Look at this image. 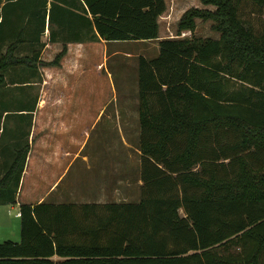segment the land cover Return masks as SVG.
I'll list each match as a JSON object with an SVG mask.
<instances>
[{
  "label": "trees",
  "instance_id": "obj_1",
  "mask_svg": "<svg viewBox=\"0 0 264 264\" xmlns=\"http://www.w3.org/2000/svg\"><path fill=\"white\" fill-rule=\"evenodd\" d=\"M200 1L156 57H139V199L23 202L21 239L0 242V264H264V20L243 12L251 3L264 15V0ZM166 9V0H0V84L9 68L60 65L70 42L159 38ZM198 20L219 37L196 35ZM47 29L62 42L50 61ZM25 43L31 53H20ZM28 150L0 178L12 193L3 204L17 203Z\"/></svg>",
  "mask_w": 264,
  "mask_h": 264
},
{
  "label": "crops",
  "instance_id": "obj_2",
  "mask_svg": "<svg viewBox=\"0 0 264 264\" xmlns=\"http://www.w3.org/2000/svg\"><path fill=\"white\" fill-rule=\"evenodd\" d=\"M79 4L85 6V0H79ZM166 11L159 17L160 37L152 39L157 45L160 39L167 37L162 30V18ZM184 35L189 36L191 32L186 31ZM137 41L147 40L70 42L68 52L58 66H41L30 78L22 67L6 70L5 83H2L4 87L0 89V133L6 132V127L4 130L2 128L4 120L6 123L9 117H14L21 122H15L12 126L21 128L19 133L29 144L15 204H37L42 201L112 203L139 198L136 191L140 190L143 183L140 163L134 161L131 153L119 150L115 140L119 137V131L114 128L121 125L120 121L123 125L131 124V121L140 125L138 105L130 102L119 104L120 92L127 94V83L122 75L121 87V74L118 79L114 78L112 70L115 68V55L122 50L107 46L109 43ZM48 45L57 47L59 51L62 42ZM89 45L101 47L93 54L96 57L101 53L96 60H90L88 54L84 56ZM124 53L127 60L132 57L129 49L125 48ZM89 62L93 66L99 64L95 69L94 84L88 82L92 80L87 72ZM137 85L135 79L133 87L136 92ZM105 95L111 96L106 102ZM98 126L104 127L100 143L95 132ZM93 137L96 140L95 147L90 145ZM9 143L13 145L15 139ZM20 149L15 147V157Z\"/></svg>",
  "mask_w": 264,
  "mask_h": 264
},
{
  "label": "rangeland",
  "instance_id": "obj_3",
  "mask_svg": "<svg viewBox=\"0 0 264 264\" xmlns=\"http://www.w3.org/2000/svg\"><path fill=\"white\" fill-rule=\"evenodd\" d=\"M167 5L168 8L165 13V17L162 18V30L163 32H166L167 37L178 36L177 23L178 20L180 19V16L182 15L181 13H183L186 9L192 6H204L200 0H167ZM208 7L213 8V6H208ZM243 12L246 18L256 21L255 23H257V20H264V15H261L259 17V11L255 9V7L251 3H246L243 5ZM167 19L168 22H166ZM212 23H213L212 20H208V21L198 20V26L195 34L203 37H207V36L219 37L220 33L212 28ZM48 36H49V30L47 29L46 33L43 35V39L46 44L42 50L41 57L43 60L54 59L55 55L62 48V45H59V51H58L56 49L57 47L48 45L49 43H52L49 41ZM182 36H185L184 33L182 34ZM125 44H129V45H125ZM125 44L123 43L107 44V46L110 48H118L119 50H122V51H118V54L115 55L116 60L115 62H113L115 68L114 70H112L114 78L118 79L119 74H121V87L123 86V77L125 78V81L127 83V89H126L127 94L123 95L120 92V95L118 97V102L120 105L127 102L138 105V103H136L139 101L138 91L137 92L135 91L133 84L135 82V79H136V83H138V79H139V57L142 54H144L147 58L156 57L159 54V45H157L156 42L152 39L144 42L137 41L134 43H125ZM31 48H32L31 45L25 43L19 48V50L20 53L28 54L31 53ZM125 48L129 49L132 52V57L128 58V60L125 56L126 54L124 53ZM5 49L6 46H3L2 51H4ZM100 49H101L100 46L95 47V45H89L86 47L84 51V56L86 57V54H88L90 55V60H96L101 55V53L98 54L96 57L93 54L99 51ZM98 65L99 64L93 66L92 63L90 62L87 64V72L89 76L91 75L92 77V80H88V82L92 81L93 84L95 83L96 78L94 77V73L96 74L95 69L98 67ZM39 67L41 68V66ZM39 67L36 69V71H39ZM24 73H26V76L30 78L31 72L29 70H24ZM3 87L4 85L0 84V89ZM91 87L93 88V86ZM137 89L139 90L138 85H137ZM90 90L91 92H93L92 89ZM110 97L111 96L107 97L105 95L104 102L108 101V98ZM7 102L18 103L20 101L8 100ZM0 103H1V99H0ZM1 106L2 104H0V107ZM119 115L121 117V112ZM15 122H21V121L15 119L14 117H9L7 122L5 123L4 120L2 124L3 130L6 127L5 129L6 132L0 133V178L3 177V175L6 173L7 169L10 167L11 163L15 159V152H14L15 147L16 149L18 148L22 149L27 145V141L26 142L24 141V136L19 133L21 128H15L12 126ZM120 124L121 125L114 127L117 131H119V137L115 138L117 144L119 145V150L121 151L126 150L127 152L131 153L134 156V161H136L137 163H141V151L138 147V141H139L138 132H140V125H138L136 121H131V124H125V125H123L122 121H120ZM95 132H97V142L100 143L102 141L101 139L104 132V127L98 126ZM13 138L15 139V143L11 145L9 142ZM123 143H125V145ZM90 145L91 147L96 146V140L94 139V137L92 138ZM6 150L9 151L7 152ZM3 155H5L4 158ZM73 176L74 174H72L71 178H73ZM136 193L140 197V190H137ZM4 194L0 191V242L9 239L14 241H19L21 238V224H20V218L18 217V209H20V205L19 204L17 205L15 203L3 204L1 197L8 198L12 193L10 190H6L4 191ZM18 197H19V193L17 194V198ZM138 199L139 198L135 200Z\"/></svg>",
  "mask_w": 264,
  "mask_h": 264
}]
</instances>
